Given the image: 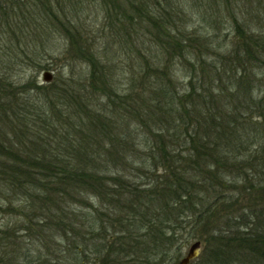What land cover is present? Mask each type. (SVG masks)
<instances>
[{
  "label": "trees",
  "instance_id": "obj_1",
  "mask_svg": "<svg viewBox=\"0 0 264 264\" xmlns=\"http://www.w3.org/2000/svg\"><path fill=\"white\" fill-rule=\"evenodd\" d=\"M235 1L103 0L108 26L93 30L78 18L84 0H0L7 34L0 49L8 58L19 50L37 56L35 41L47 52L50 39L40 30L55 27L67 40L64 55L89 67L78 78L71 69L49 83H16L0 69V199L7 206L24 201L18 211L28 229L67 236L75 224L69 204L90 195L104 208L94 209L100 225L106 221L119 235L111 239L105 225L99 229L97 237L105 231L108 241L103 264L144 245L163 261L183 237L204 244L190 264H264V75L257 87L254 72L264 70V22L256 27L254 16L238 17L243 9ZM245 1L264 7V0ZM202 7L207 30L190 19ZM224 12L234 20L227 44L218 34ZM145 31L154 37L148 43ZM104 35L162 54L141 55L145 67L139 81L130 78V94L117 91L112 61L101 57L96 39ZM175 57L186 61L182 95L171 92ZM130 116L147 131L140 141L149 146L145 155L128 143ZM135 160L142 162L137 174L149 175L146 183L128 172ZM86 234L84 242L93 239Z\"/></svg>",
  "mask_w": 264,
  "mask_h": 264
},
{
  "label": "rangeland",
  "instance_id": "obj_2",
  "mask_svg": "<svg viewBox=\"0 0 264 264\" xmlns=\"http://www.w3.org/2000/svg\"><path fill=\"white\" fill-rule=\"evenodd\" d=\"M235 3L237 5L240 4V7L243 9V13L241 15L238 13V17L246 19L249 18L250 20V15L254 16L253 19H251L254 22V26L256 27H259L260 24L264 22L263 6L258 8L254 6L256 5L254 3L252 7H248L245 0H236ZM84 4L85 7L79 13V19L81 18V20L86 21L87 24L92 26L93 30H100L102 25L108 26L106 23H108L109 20H105L104 18L105 13L103 8V0H84ZM16 12L22 14L20 9L16 10ZM190 12H194L193 15L189 16L194 22L195 26H201L203 30H207L206 25H208V22L205 20L207 16H202V14L205 13L204 8H196L194 11ZM39 15H41L43 18L41 13ZM224 16L225 17H223V19L221 18V20L224 21L220 20L223 24L218 34L221 38L227 39L225 40V43L227 44L231 40L234 41L235 38L233 29L234 20L226 12H224ZM214 17L216 18L218 15L215 14ZM54 28L55 27L51 29L52 31H44L43 34L42 30H40V38L42 40L49 38L50 41L48 42L49 49L47 52L41 49L38 41H35V44H37L36 46L39 50V54L37 56L32 57L29 51L26 50V53H23L19 50L18 55L11 53L8 58L4 54L6 51L1 48V72H4L8 78L16 83L26 82L30 79L44 83L42 78L44 71H51L53 73V80L57 78L64 79L67 76H71L72 70L73 76L76 78L79 77L80 73L88 72L89 67L85 62L81 60L70 59L64 55L65 49L68 45L66 37L59 29ZM2 30L3 29L0 28V46L7 36L6 32H2ZM105 31L108 33L110 29L106 28ZM30 32L31 37H34L33 31L30 30L29 33ZM143 33L145 35L146 43L154 39V37L147 34L146 31ZM113 40L114 38H107V36L101 38L98 37L96 39V45L103 49L101 57L104 58L106 62L108 59L112 61L111 64H113L114 72L116 74L114 80L117 91L120 94H126L133 91V84L130 82V78L136 74L138 81L140 80L141 76L138 74V72L141 71V68L144 69L145 67V57L148 56L149 58V53H153L150 54V56L159 54V57L162 58V54L161 52H158L156 48H152L151 51L150 49H146V47H143V45L138 41L125 45V43L114 44ZM51 46L52 48H50ZM136 50L138 51L136 52ZM104 53L106 55H104ZM142 54L145 59L141 56ZM211 56L212 59H217L216 55ZM166 62V60H163L160 61V64L158 62V64L162 68ZM185 64L186 61L178 57H175L174 60L170 61L169 69H171V72L169 71V74H172L173 78V85L171 86V89H173V91L171 90L172 94L173 92H178L179 95L184 93V89L187 84V69ZM254 72L256 74V79L258 80V87L260 80L263 78L264 70L258 67L254 69ZM135 89L136 92L141 91V85H139V82L137 83ZM256 93L257 88L255 90V94ZM127 120L129 125L127 131L131 132L130 137H126L128 143L134 142L130 143L134 144L132 148L145 155V152H147L146 150L149 148V146L142 145L140 141L142 139L143 132H147L146 129L142 125L141 121L138 120V118L130 116V118ZM126 135L127 132L125 133V136ZM130 148L128 146L127 149ZM135 161L136 163L129 165L133 168L128 172L132 176L134 175V181L136 183L144 182L147 180V176L149 177V175L142 174L139 176L137 173H140L141 169L138 165H141L142 162L139 160ZM149 163L150 162L147 164ZM108 175H110V172ZM22 205H24V201L17 200L10 206H7V204L3 203V200L0 199V231L2 232H0V240H2L0 242V260L3 261H0V264H42L45 261L52 262L53 264H103L102 260L106 259L105 256H107L106 247L108 245V241L105 238V231L102 234V237L104 238L103 240L97 237V235L100 233L99 229H104L103 226L105 225L106 228H108V230H106L107 234L112 232L110 236L111 239L113 236H119L118 233H114L112 231L113 228H111L106 221L104 225H100V222L96 219V215L98 211H101V209L103 210L104 208H99V200L90 195L86 197L84 203H78L74 201L69 204L67 209L69 211L68 219H72L75 224L73 226V230H67V236H65L60 230L58 233H55V230H53L54 233L52 234L51 238L47 237L48 231L45 233L44 237H42L35 230L28 229L29 224L27 223L25 216H23L18 211ZM94 209H97L98 211H95ZM6 228L11 230L10 235L5 236V233L7 232L5 231ZM88 230L91 231L95 237L91 236L93 239L90 241L86 240L84 242V238H88V235L86 234V231L88 232ZM145 241H147L148 244V240L145 239ZM196 241L200 240L197 238L185 240L184 237L179 239L175 245L168 248L167 254L163 261H160L159 254H157L156 250L145 252L144 245L140 250L135 248V250L131 252L116 254L117 257L115 254H113L105 264H180L181 258L186 254L190 245ZM201 247L203 251V242H201ZM163 252L166 253L165 251Z\"/></svg>",
  "mask_w": 264,
  "mask_h": 264
},
{
  "label": "water",
  "instance_id": "obj_3",
  "mask_svg": "<svg viewBox=\"0 0 264 264\" xmlns=\"http://www.w3.org/2000/svg\"><path fill=\"white\" fill-rule=\"evenodd\" d=\"M44 83H49L53 80L51 71H44L42 75ZM202 251L201 241H196L190 245L186 254L181 258L180 264H190L192 261L199 258Z\"/></svg>",
  "mask_w": 264,
  "mask_h": 264
}]
</instances>
